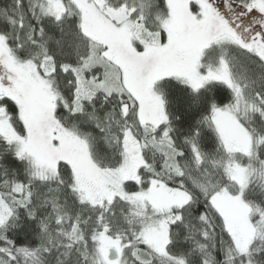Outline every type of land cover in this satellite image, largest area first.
<instances>
[{
  "label": "snow or ice",
  "instance_id": "obj_1",
  "mask_svg": "<svg viewBox=\"0 0 264 264\" xmlns=\"http://www.w3.org/2000/svg\"><path fill=\"white\" fill-rule=\"evenodd\" d=\"M0 264H264V0H0Z\"/></svg>",
  "mask_w": 264,
  "mask_h": 264
}]
</instances>
